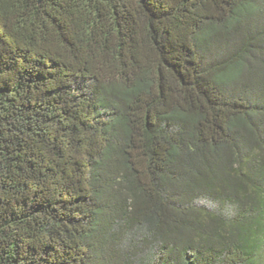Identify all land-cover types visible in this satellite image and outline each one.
Returning a JSON list of instances; mask_svg holds the SVG:
<instances>
[{
    "label": "trees",
    "instance_id": "obj_1",
    "mask_svg": "<svg viewBox=\"0 0 264 264\" xmlns=\"http://www.w3.org/2000/svg\"><path fill=\"white\" fill-rule=\"evenodd\" d=\"M0 264H264V0H0Z\"/></svg>",
    "mask_w": 264,
    "mask_h": 264
},
{
    "label": "water",
    "instance_id": "obj_2",
    "mask_svg": "<svg viewBox=\"0 0 264 264\" xmlns=\"http://www.w3.org/2000/svg\"><path fill=\"white\" fill-rule=\"evenodd\" d=\"M40 1H42V0H40Z\"/></svg>",
    "mask_w": 264,
    "mask_h": 264
}]
</instances>
